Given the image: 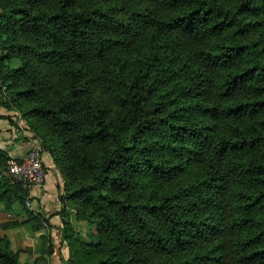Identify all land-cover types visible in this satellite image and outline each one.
<instances>
[{
	"label": "trees",
	"instance_id": "1",
	"mask_svg": "<svg viewBox=\"0 0 264 264\" xmlns=\"http://www.w3.org/2000/svg\"><path fill=\"white\" fill-rule=\"evenodd\" d=\"M0 37V118L64 177L61 264H264V0H0Z\"/></svg>",
	"mask_w": 264,
	"mask_h": 264
},
{
	"label": "crops",
	"instance_id": "2",
	"mask_svg": "<svg viewBox=\"0 0 264 264\" xmlns=\"http://www.w3.org/2000/svg\"><path fill=\"white\" fill-rule=\"evenodd\" d=\"M0 111L4 113L5 110L1 107ZM14 113L15 111H10V114ZM31 143L38 144V141L34 138L21 116L18 119L17 128H13L10 125L8 117L0 118V147L6 149L11 157H22L29 149ZM43 162L47 169V178L44 186L33 188L29 192L33 203L28 211L22 207L19 201H15L12 204L10 211L12 210L13 216H18L19 224L5 228L0 227V235H8L11 239L12 247L15 250H21V254L26 252V255L20 256L21 260L26 262V264H34L35 257L45 249L46 240L43 239L44 234L56 235L55 238L53 237L54 251L48 257V262L50 264H61L62 258H66L69 254L67 242H63L58 237L57 229L63 224L62 215L59 211L63 208L61 194L63 193L64 177L56 167L54 158L47 150L43 152ZM29 211H32L33 215H37L39 219H30ZM65 217L67 216L65 215ZM41 220L45 221L47 227L37 229V224H40L39 221ZM28 222L32 224H26ZM13 224L17 223L14 222ZM26 225L29 227H26ZM40 239L42 240L40 241ZM19 240H22L21 248L16 249L15 246H18L17 242H20Z\"/></svg>",
	"mask_w": 264,
	"mask_h": 264
},
{
	"label": "built area",
	"instance_id": "3",
	"mask_svg": "<svg viewBox=\"0 0 264 264\" xmlns=\"http://www.w3.org/2000/svg\"><path fill=\"white\" fill-rule=\"evenodd\" d=\"M47 178V169L43 162L42 150L37 143H31L22 157H11L7 165L0 169V181L6 180L11 184H22L29 192L33 188L44 186ZM29 206L33 201L29 196L26 200Z\"/></svg>",
	"mask_w": 264,
	"mask_h": 264
},
{
	"label": "rangeland",
	"instance_id": "4",
	"mask_svg": "<svg viewBox=\"0 0 264 264\" xmlns=\"http://www.w3.org/2000/svg\"><path fill=\"white\" fill-rule=\"evenodd\" d=\"M0 38H2V37H0ZM4 59V57L2 56V51L0 50V59ZM5 62L6 63H9V61L7 60V59H5ZM13 64L15 65H17V62H13ZM0 82H1V77H0ZM21 205H22V207L24 208V209H29V205L27 204V202H24V203H21ZM71 207V206H70ZM69 207V208H70ZM10 209H12V208H9L4 202H1L0 203V227H3V228H5V225H8V224H13L14 222L15 223H17V224H19V221H18V216H13L12 215V210L10 211ZM71 210H69L68 209V214H67V218L69 219V220H75V218H74V211L72 210V207L70 208ZM23 210V209H22ZM37 219H39V218H37ZM36 219V220H37ZM35 221V220H34ZM74 222V221H73ZM76 222V221H75ZM39 223L40 224H37V229H39V228H45V227H47V225H46V223H45V221L43 220H41V221H39ZM26 224H32L31 222H28V223H26ZM36 225V224H35ZM35 225H33V226H35ZM26 227H29L28 225H26ZM36 229V230H37ZM44 235H46V234H44ZM56 236V235H55ZM55 236H50V235H46V237H47V240H46V242H47V244L48 245H50V246H53L54 247V245H53V243H54V238H55ZM54 237V238H53ZM60 237V236H59ZM43 239L45 240V238L43 237ZM42 239H40V241H41ZM20 242H17V245L18 246H15L16 247V249H20L21 248V241L22 240H19ZM23 249V248H22ZM21 251V250H20ZM24 255H26V252H22V254H21V252H20V256H24ZM40 255H43V257L45 256L46 257V259L48 260V257L50 256L49 254L47 255L46 254V252L43 250L42 252H40L39 254H38V256H40ZM52 255V254H51ZM37 256V257H38ZM36 258V257H35ZM22 262L24 263V261L22 260ZM26 263V262H25ZM34 263V262H33Z\"/></svg>",
	"mask_w": 264,
	"mask_h": 264
}]
</instances>
